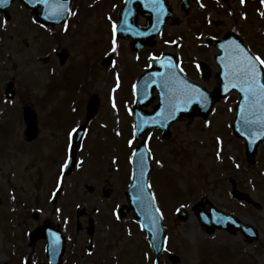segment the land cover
<instances>
[{
    "label": "rangeland",
    "instance_id": "obj_1",
    "mask_svg": "<svg viewBox=\"0 0 264 264\" xmlns=\"http://www.w3.org/2000/svg\"><path fill=\"white\" fill-rule=\"evenodd\" d=\"M231 1L235 8L232 17L216 1L204 0L209 10L203 12L210 13L207 19L212 22H203L195 9L186 17L179 0H170L181 12L177 13L182 22L168 26L165 38L181 40L182 50H192L188 53L194 60L195 48L212 37V29L204 26L212 23L217 34L238 28L256 55L264 58V42L260 47L255 40L258 30L264 34L260 1L245 0L244 5L240 0ZM124 3L125 0H72V11L77 15L67 22V32L62 26L54 30L37 26L31 30L28 12L19 1L11 7L7 26L0 13V264H20L22 258L24 262L43 264L42 244L30 242L26 232L41 228L48 221L72 233L78 222L88 226L92 217L111 215L113 209L126 203L124 194L132 180V152L137 145L129 110L132 113L136 102L133 85L147 70L148 62L145 51L134 54L124 41L117 42L116 53L111 52V24L118 23V12ZM245 15L247 19H242ZM165 40L159 42L155 52L171 49ZM207 49V59L202 58L217 70L215 51ZM114 54L117 68H104L101 61ZM117 74L120 86L114 96L109 88L116 83L113 78ZM191 78L209 90L216 81ZM9 83L14 84L16 92L12 101L5 97ZM94 96L100 104L89 121L87 102ZM113 98L116 108L112 107ZM237 101L235 94L219 103L207 119H185L173 125L169 141L162 140L157 131L147 135L154 157L151 191L167 226L166 247L180 258L177 264H264V142L255 165H250L244 142L232 134ZM28 109L36 117L39 129L34 140L27 136L29 122L23 117ZM32 125L35 127V122ZM80 126L87 130L79 154L83 164L64 178L60 200L52 204L51 195L66 157L67 133ZM118 132L120 135H116ZM129 140L134 141L131 147ZM233 183L256 206L235 199ZM202 197L207 198V213L213 206L236 216L257 230L258 239L248 241L240 231L231 235L216 230L209 236L195 214ZM178 208L187 212L184 222L177 218ZM77 209L85 210L79 219ZM101 225L97 232L118 230L109 217H104ZM138 231L134 225L126 237H134ZM114 239L112 236L102 263L108 260L110 264H154L152 252L149 248L148 259L140 236L136 243L127 240L119 247L114 245ZM161 261L172 264L167 253Z\"/></svg>",
    "mask_w": 264,
    "mask_h": 264
},
{
    "label": "snow or ice",
    "instance_id": "obj_2",
    "mask_svg": "<svg viewBox=\"0 0 264 264\" xmlns=\"http://www.w3.org/2000/svg\"><path fill=\"white\" fill-rule=\"evenodd\" d=\"M127 3V0H125ZM10 3V0H0V7H6ZM241 5L245 4V0H240ZM264 4V0H261ZM35 5L42 6L43 17L45 21H51L59 23L65 21L62 25L65 32L68 31V25L66 23L68 16H76L77 13L73 12L70 8L67 0H34ZM153 10L160 7V0H152ZM203 7V5H201ZM264 15V13H262ZM111 20V17H108ZM242 19H247L245 15ZM4 25L6 26L7 21L5 20ZM33 23H37L33 20ZM41 28H44V24H40ZM120 30V26L116 23L111 24V52H117V36ZM124 32L132 31V27L128 24L127 16L124 18L123 29ZM137 35H144V33L137 32ZM211 39H217V37H211ZM55 51V50H53ZM217 60L221 69L222 74V86L223 91L228 93L231 90H238L242 94L241 103L239 104V120L241 128L244 129L245 133L252 139L251 142L255 143L257 137H264V58L259 55H255L251 52L245 44L239 39H226L218 45ZM138 59V57H137ZM152 61H159L161 67L166 69L165 72H150L145 77L144 84V96L148 95V88L153 83L161 89V104L162 107L156 113L155 116L150 119L140 117L138 123L133 125L134 129L142 130L149 123L160 127H167L168 121L175 120L179 113L187 112L193 105H200L205 111L209 110L212 104L210 94L206 88L191 82L186 74H184V68L179 65L178 62H174L171 56H151L149 57ZM115 67V63H113ZM197 69H200V65H196ZM119 74L116 76L117 87L119 84ZM137 88L133 85V90ZM115 91V89H113ZM112 107L116 108L115 99H112ZM76 109H73L75 111ZM231 111V109H229ZM131 113V110H129ZM211 122H208L210 126ZM81 129L77 127L71 128L67 133V146H66V157L60 165L61 175L57 179L56 190L52 193L56 196L61 191L63 183V174L69 169L72 163V143L74 138L79 134ZM120 135V133H116ZM135 135V133H133ZM150 139V138H149ZM134 141L129 140L128 144L131 147ZM139 155V177L142 179L145 175V170L148 167V162L153 160L151 156V149L147 148L144 152L133 151L132 156L137 157ZM219 158V156H218ZM135 162V161H134ZM83 164V161H80ZM160 164V161H156ZM161 167L163 165L161 164ZM239 168L240 165L236 164ZM133 180H137V172L133 171ZM130 187L137 189V196L134 198L138 203L140 210L145 214L146 218L150 219V223L155 229L158 218L163 219V213L159 207L155 206L156 195L155 193L146 194V189H151L152 184H141L134 183ZM181 207H184L183 205ZM59 211V209L57 210ZM179 212L180 209L178 208ZM120 219L119 215L116 216ZM226 218L217 217V223H223ZM144 225H141L143 228ZM59 240V237H56ZM24 264H28L27 261Z\"/></svg>",
    "mask_w": 264,
    "mask_h": 264
},
{
    "label": "water",
    "instance_id": "obj_3",
    "mask_svg": "<svg viewBox=\"0 0 264 264\" xmlns=\"http://www.w3.org/2000/svg\"><path fill=\"white\" fill-rule=\"evenodd\" d=\"M11 1H13V0H10V2ZM161 2L163 3V0H161ZM151 5H152V2H149V0H127L125 8L121 12V15H120L121 22H120L119 32H120V34H122L124 32V31H122L123 24H124V18H125V16H127L128 24H129V22H131L130 24L132 25L131 26L132 31L131 32H124V34L131 35L133 37V40H134L133 47L135 49H138L141 47V46H139V43H141V44H143V43L152 44L154 37L161 32L163 23L165 22V15L164 14H162L160 16L158 14H154L153 19H152V14L149 11V6H151ZM8 7H9V5L2 8V9L7 11ZM139 13H143V14L151 17L150 24H152V25L150 27H149V24L147 27H144V28L139 27V26L135 27L136 26V17ZM169 17H171V15H169ZM42 22L47 23V21H45V20H43ZM137 32L144 33V35H137L136 34ZM220 78L222 81V74L220 75ZM144 84H145V78L143 79V81L141 82V84L139 86V92H141V89L144 87ZM231 91H229L228 93H225L223 91V86L221 83L219 88H217L213 93H209L210 99L212 101V104L209 107V110L205 111L200 105H193L189 111L179 113L175 120L168 121V126L163 127L164 132H165V138H170L169 127L173 122L181 120L184 116L193 118L196 115H198V113H200L201 116L207 117L208 114L210 113V111L212 110L214 104L217 103L218 101H220L225 96H227ZM160 93H161V90H160ZM9 95H10V97H12L11 92ZM240 95H241V99H242V94L240 93ZM240 103H241V100L238 103L237 108H236L237 109V116H236V119H235V122L233 125V130H234V134L237 137L243 138L246 141L247 157H248L249 162L253 163L254 158L256 156V153H257L258 146L263 142L264 137H257L256 142L252 143L251 142L252 138L249 135H247V133H245L244 129L241 128V124H240V120H239V104ZM161 107H162V104H161V96H160V106H159V108L156 109V113L160 110ZM94 108H95V104H92L89 108L90 112H92L94 110ZM138 110H141V106L138 107ZM156 113L154 115H150V116L145 115L142 117H144L147 120V119H150L151 117L155 116ZM140 117L141 116L139 114H136V123H138ZM153 127H155V126L149 123L142 130L137 129V132H136L137 139H139L144 132H149ZM156 127H158V125H156ZM82 135H83V132H79V134L75 137V140L73 142L74 147H73V153H72V163L69 166V170H68L67 174L71 173L73 171L75 165H76V160H77L76 151H77V149L81 143ZM145 150L146 149H145V143H144L143 146L137 150V152L138 153L144 152ZM138 161H139V155L137 157H135V169L137 172V180L133 181V184L134 183L148 184V178H149L151 171H152L151 162L150 161L148 162V167L145 170V175L141 179L139 177V163H138ZM137 194H138L137 189L135 187H130V189L127 192V197L129 199L131 207L134 209L135 214L137 215L139 222L142 225H144V228L147 229L149 232V235H150L149 241L153 247L154 252L157 255L156 263L159 264V259L162 255V247H163V244L165 241V229L162 225L161 219L158 218L159 214L155 213L154 210H153V215L157 216V224H156L155 229H153V226L150 223V219L146 218L145 214L140 210L138 203L134 199L137 196ZM146 194H150L149 189H146ZM234 194L236 197H239L240 199H244L248 202H251L248 197L238 193L236 190H235ZM185 217H186V214H185V212H183L181 214V218L184 220ZM226 217L227 218L225 219V221L223 223H217L215 220H213V221L211 220L208 222L205 218H203L202 224H203V226H205L209 229L210 233L213 232L216 228L226 229L231 233H234L237 230H241L243 232L250 230V229L248 230L247 226L246 227L242 226L233 217H231V216H226ZM224 218H225V216H224Z\"/></svg>",
    "mask_w": 264,
    "mask_h": 264
},
{
    "label": "flooded vegetation",
    "instance_id": "obj_4",
    "mask_svg": "<svg viewBox=\"0 0 264 264\" xmlns=\"http://www.w3.org/2000/svg\"><path fill=\"white\" fill-rule=\"evenodd\" d=\"M201 0H197V3H200ZM261 3V0H259ZM181 3V0L179 1ZM233 1L228 0L227 1V7H229L230 3H232ZM191 7L193 5H195L194 3H190ZM262 4V3H261ZM174 7V6H173ZM179 8L181 9V4L179 5ZM175 12L181 13L178 10H176L174 8ZM182 11V10H181ZM172 26V25H171ZM175 27V26H174ZM261 39V40H260ZM255 40H257L259 43L264 42V37L256 32L255 33ZM246 41V39H245ZM247 43V41H246ZM249 46V44H247ZM259 45V44H258ZM175 47H179V43L176 42L175 43ZM249 48L251 49V47L249 46ZM207 48L204 46L202 47L201 51V55L203 57H207L208 51L206 50ZM251 51L255 54L256 51L252 50ZM217 71L214 70L213 68H211L209 66V71H208V75L212 76L214 74V76H216ZM113 223H115L117 226H119V223L116 222L115 220H113ZM77 231H65L64 235H65V246H64V257H63V261L60 264H104L102 263V261L105 259V251H107L108 247L110 246V242H111V237L114 236L115 239L113 241L114 245L116 247L121 246L122 244V234L120 230H113L110 232H97V230L95 229V231L90 230L91 229V220L88 222V226H86L85 224H81L78 223L77 224ZM120 228V227H119ZM74 234H78L79 235V239L74 236ZM102 234L107 235V237H102ZM42 244L43 250H44V257H43V264H57V258L56 256L53 258L54 262L50 263L47 259L45 250H46V245L47 243L44 242L43 240H39ZM79 243H81V245H79ZM80 246V247H79ZM61 250V246L56 247L55 251L56 253H58ZM129 253V252H128ZM36 264V263H34ZM106 264H110L107 260Z\"/></svg>",
    "mask_w": 264,
    "mask_h": 264
}]
</instances>
